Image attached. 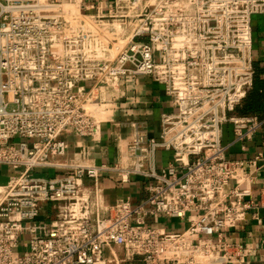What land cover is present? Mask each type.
Returning <instances> with one entry per match:
<instances>
[{"label": "built area", "instance_id": "1", "mask_svg": "<svg viewBox=\"0 0 264 264\" xmlns=\"http://www.w3.org/2000/svg\"><path fill=\"white\" fill-rule=\"evenodd\" d=\"M255 15L264 0H0V166L19 170L0 183V264L246 262L253 251L227 234L264 203V178L258 199L246 184L264 152L230 156L264 128L237 113ZM140 77L170 98L158 135L116 118ZM103 176L144 196L109 203Z\"/></svg>", "mask_w": 264, "mask_h": 264}, {"label": "crops", "instance_id": "2", "mask_svg": "<svg viewBox=\"0 0 264 264\" xmlns=\"http://www.w3.org/2000/svg\"><path fill=\"white\" fill-rule=\"evenodd\" d=\"M252 28L255 48L254 66L257 65L262 68L264 67V15L253 16ZM258 80L264 81V72H258ZM127 88L129 96L121 101V108L117 111L116 118L128 119L139 117L148 122L151 134L158 135L160 128L159 117L161 112L171 109L170 98L164 94L162 86L153 82L149 77H140L134 81H130ZM252 90L253 86L250 92ZM108 129L109 125L105 124L103 127L104 138L102 144L109 146V158L112 159L113 149L107 137ZM123 133L129 134V129H124ZM86 142L88 141L86 140ZM259 151L264 152V128L256 134L252 141L247 143L245 151L241 152L235 146L231 149L230 156L252 157ZM255 174L258 180L247 182L246 184L252 187L253 196L255 199H258L257 182L264 178V170H257ZM101 183L105 190L106 200L109 203L114 202L117 197L123 195L122 192L125 189L132 186L120 187L106 176H103ZM131 194L133 201H137L144 196V192L139 185L134 187ZM253 214L255 213L248 214L245 220L239 222L227 234L230 241L242 243L253 251L251 255L247 256V261L242 264H264V203L259 205L257 215ZM158 225L167 230H180L183 227V222L161 216L158 218ZM114 250L120 257H123L124 252L121 247H115ZM110 256V250L106 249L105 257L108 258ZM122 264H141V261L135 259L123 262Z\"/></svg>", "mask_w": 264, "mask_h": 264}, {"label": "trees", "instance_id": "3", "mask_svg": "<svg viewBox=\"0 0 264 264\" xmlns=\"http://www.w3.org/2000/svg\"><path fill=\"white\" fill-rule=\"evenodd\" d=\"M254 68L253 90L249 91L241 106L237 109V113L241 115L254 114L260 119H264V81L258 80V72H264V67L260 68L255 65Z\"/></svg>", "mask_w": 264, "mask_h": 264}, {"label": "rangeland", "instance_id": "4", "mask_svg": "<svg viewBox=\"0 0 264 264\" xmlns=\"http://www.w3.org/2000/svg\"><path fill=\"white\" fill-rule=\"evenodd\" d=\"M86 85L89 86L90 82H87ZM21 141L22 140L20 138H15L14 140H11V143H14L15 145H19V143ZM14 172H19V170H15L14 171V170L9 169V167H7V166H0V175H1L0 176V183H2L5 180V177L7 176V174H12ZM138 185H139V182L138 181H134L132 183L131 188L125 189L124 192H122V193L129 195L134 190V187H136ZM28 240H29V235H27V234L21 235L20 238H19L18 247H16L14 249L13 254L14 255H18V254H21L24 250H26L27 246L25 244L28 242Z\"/></svg>", "mask_w": 264, "mask_h": 264}]
</instances>
